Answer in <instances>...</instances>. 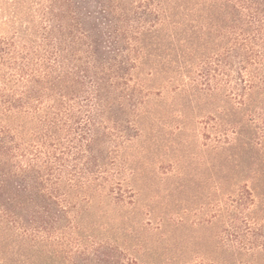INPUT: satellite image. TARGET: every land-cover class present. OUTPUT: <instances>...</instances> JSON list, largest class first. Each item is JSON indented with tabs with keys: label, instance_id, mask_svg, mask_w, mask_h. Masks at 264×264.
<instances>
[{
	"label": "trees",
	"instance_id": "obj_1",
	"mask_svg": "<svg viewBox=\"0 0 264 264\" xmlns=\"http://www.w3.org/2000/svg\"><path fill=\"white\" fill-rule=\"evenodd\" d=\"M175 107L236 171L185 264H264V0H0V264H158L131 180Z\"/></svg>",
	"mask_w": 264,
	"mask_h": 264
},
{
	"label": "rangeland",
	"instance_id": "obj_2",
	"mask_svg": "<svg viewBox=\"0 0 264 264\" xmlns=\"http://www.w3.org/2000/svg\"><path fill=\"white\" fill-rule=\"evenodd\" d=\"M179 109L145 128L137 147L146 154L131 185L137 191L138 221L146 229L128 247L140 263L185 264L207 256L212 249L208 221L225 199L224 170L236 175L233 166L222 168L221 159L208 162L198 122L206 109L194 114L187 108L184 118ZM186 121V130L177 129Z\"/></svg>",
	"mask_w": 264,
	"mask_h": 264
}]
</instances>
